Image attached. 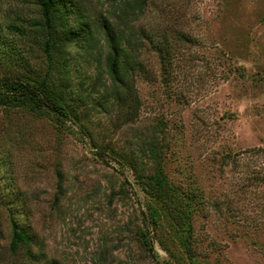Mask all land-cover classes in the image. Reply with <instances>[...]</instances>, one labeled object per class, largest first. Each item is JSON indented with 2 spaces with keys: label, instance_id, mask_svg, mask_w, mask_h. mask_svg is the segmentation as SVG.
Here are the masks:
<instances>
[{
  "label": "rangeland",
  "instance_id": "374dc122",
  "mask_svg": "<svg viewBox=\"0 0 264 264\" xmlns=\"http://www.w3.org/2000/svg\"><path fill=\"white\" fill-rule=\"evenodd\" d=\"M69 1L72 26L87 22L92 39L68 46V78L92 100L76 123L0 106V264H264V0H145L127 119L124 105H91L105 50L96 18L115 19L117 0ZM39 20L36 0H0V35L24 61L0 59V74H44ZM133 162L165 177L191 228L188 253L164 217L148 230L151 250L141 244L153 199ZM10 204L30 237L14 250Z\"/></svg>",
  "mask_w": 264,
  "mask_h": 264
},
{
  "label": "trees",
  "instance_id": "16d2710c",
  "mask_svg": "<svg viewBox=\"0 0 264 264\" xmlns=\"http://www.w3.org/2000/svg\"><path fill=\"white\" fill-rule=\"evenodd\" d=\"M144 2L145 0H117L118 11L115 19H108L103 14H98L96 18V26L101 30L105 50L102 58L103 67L98 66L96 76L99 80L97 87L102 86L101 92L91 105L93 107H100L104 103L124 105L126 119L132 117L139 105L131 80L132 71L140 66L132 19L135 12L143 8ZM36 3L40 12L36 29L41 38V49L46 57V71L39 78L22 73L0 74V106L20 107L33 114H48L59 122L67 119L76 123L78 117H83L84 114L78 107L84 104L86 106L89 102L91 99L89 92L92 88L81 96V83L73 86V83L69 82L70 69L66 65L68 46L76 44L88 48L92 39V29L87 22L80 21L79 17H75L76 27L72 26L69 14L73 10L69 0H36ZM6 28L18 34L24 33L22 27L12 23L7 24ZM0 59H6L11 64L24 62L19 50L12 45L9 46L1 35ZM103 73L106 79L100 80ZM153 142V140L148 142L147 157H153V161H156L158 154ZM134 162L135 179L141 190L153 199L147 205V216L141 217L137 226L141 244L147 250H151V239L147 237L148 230H153L159 219L164 217L171 223L172 233L185 253H188L191 228L183 213L170 208L171 188L167 186L165 177L159 168L143 174L141 166ZM183 196L185 200H190L194 197V192L190 188L185 189ZM17 208L16 204H10L7 208L11 224L9 245L13 250L20 244L27 243L30 238L16 221ZM47 264L58 262L50 260Z\"/></svg>",
  "mask_w": 264,
  "mask_h": 264
}]
</instances>
